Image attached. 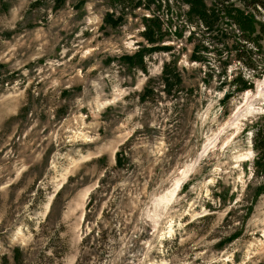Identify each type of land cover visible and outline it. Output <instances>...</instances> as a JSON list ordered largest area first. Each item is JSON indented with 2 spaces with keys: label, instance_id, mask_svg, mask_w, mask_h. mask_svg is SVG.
<instances>
[{
  "label": "rangeland",
  "instance_id": "1",
  "mask_svg": "<svg viewBox=\"0 0 264 264\" xmlns=\"http://www.w3.org/2000/svg\"><path fill=\"white\" fill-rule=\"evenodd\" d=\"M197 1L212 32L196 0H0V264H264V7ZM153 14L173 50L131 67Z\"/></svg>",
  "mask_w": 264,
  "mask_h": 264
},
{
  "label": "trees",
  "instance_id": "2",
  "mask_svg": "<svg viewBox=\"0 0 264 264\" xmlns=\"http://www.w3.org/2000/svg\"><path fill=\"white\" fill-rule=\"evenodd\" d=\"M245 2L248 5H251L249 3H252V6L255 7L253 9H257V7H261V6L264 7V2L261 0H243V4ZM138 5L139 4H137L136 6H138ZM194 6H196V8H197L196 11L198 10L199 7H202V9L204 10V13L202 15H206V17H205V23L203 21H201L200 25L207 27L209 32H212L214 29V24L211 23L212 18H210L207 13H210L211 11H213V9L212 8L207 9L206 3H201L200 1H197V0H196V2L191 3V7H194ZM192 11H194V8H192ZM198 14H200V13H198ZM236 18H242V17L240 14H237ZM245 19H248V17L245 16ZM234 20H235V18H234ZM110 21H112V20H110ZM116 21L118 22V20H116ZM143 22H144L145 29H144V31H142V35L145 38V40L149 43V46L145 47L144 49L139 48L136 52L132 53V56H126L125 55L126 56L125 59L128 60L131 67L134 65V63H136V64L140 63V64H142L141 69L146 70V65H145L146 57H148L152 52H161V51L169 52V51H172L173 47L166 45V44L161 45L162 40L167 35V32H165L163 29V24H164L163 18H161L159 15L153 14L152 16H149V17L144 16ZM209 23H211V24H209ZM263 38H264V27L261 30V32H258L256 34V36H253L252 39L256 40L257 43L251 44L252 48L257 47V49H259L258 48V47H260L259 41L262 40ZM242 47H243L242 50H237L238 60L239 61L241 60L245 67L254 69V67L257 66L254 63L255 52L247 51L245 49L246 48L245 45H243ZM246 52H249V54L248 53L246 54ZM174 62H175V66H176V61H174ZM170 65L174 66L172 63H170V64H168L167 62L165 63V67H168ZM232 81H236L239 85H241L243 87L248 85L247 84L248 82L245 81L244 79H238V80L234 79ZM145 90H146V92H148V94L154 93L150 90H147V89H145ZM248 128L252 130V143H253V148L256 152L255 158L252 162V166L254 168L252 180L254 179V177L255 178L256 177L261 178L259 185L253 189V192L255 194L254 197L258 198L261 194L264 193V114L261 115L258 118V120H256V122L249 124ZM119 162L121 163L120 159H119ZM252 180L249 182V184L247 186V190L254 187L253 183H251ZM99 188H101V186H99L98 189Z\"/></svg>",
  "mask_w": 264,
  "mask_h": 264
},
{
  "label": "water",
  "instance_id": "3",
  "mask_svg": "<svg viewBox=\"0 0 264 264\" xmlns=\"http://www.w3.org/2000/svg\"><path fill=\"white\" fill-rule=\"evenodd\" d=\"M262 105H263V108H264V103Z\"/></svg>",
  "mask_w": 264,
  "mask_h": 264
}]
</instances>
